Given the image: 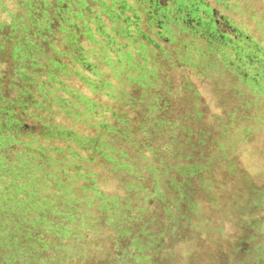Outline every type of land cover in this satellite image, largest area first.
<instances>
[{
    "label": "rangeland",
    "instance_id": "obj_1",
    "mask_svg": "<svg viewBox=\"0 0 264 264\" xmlns=\"http://www.w3.org/2000/svg\"><path fill=\"white\" fill-rule=\"evenodd\" d=\"M84 1L95 8L90 0H0V135L10 132L11 104L25 124L14 137L46 148L42 159L29 160L51 154L57 162L26 168L19 193L8 183L12 173L1 178L0 264H264V0H205L251 60L238 62L225 48L227 65L198 40V54L188 56L195 63L183 64L179 43L157 39L170 60L151 48L135 60L140 70L130 67L113 82L115 97L91 93L73 72L92 74L65 52L66 21ZM92 60L100 73L110 71ZM62 62L68 69L58 68ZM245 72L256 73L255 84H246ZM62 87L99 105L62 108ZM146 120L156 123L143 126ZM47 125L73 140L46 139ZM99 139L113 161L89 148ZM20 150L36 151L14 143L0 148V161L18 165ZM74 208L84 218L71 221L66 213Z\"/></svg>",
    "mask_w": 264,
    "mask_h": 264
},
{
    "label": "trees",
    "instance_id": "obj_2",
    "mask_svg": "<svg viewBox=\"0 0 264 264\" xmlns=\"http://www.w3.org/2000/svg\"><path fill=\"white\" fill-rule=\"evenodd\" d=\"M90 1L94 2L95 8H88L89 3L88 6H86V2L84 1L82 5L78 4V11H75L74 17L66 21V23L72 24V27L68 30L73 31L72 33L66 34L64 43L66 45L65 52L67 51L72 63L77 66L79 65L80 69L92 74L93 77H90L89 75L84 76L83 73L79 74L77 69H74L75 72H73L74 74L81 76L82 81H84L85 85L90 89L91 93H95V91L99 92L100 90L102 91L103 95L115 97L116 94L114 96L112 95L115 93L113 82H118L121 73L126 69L129 70L130 67L140 70V66L136 65L137 63L135 60H137V58H141L143 60L147 59V52H151L150 50L153 47H156L157 50L162 51V57L164 60H170V51L161 46V43H159L157 39L164 43H179L178 48L184 49L186 53L185 56H183L181 53H178L176 59H182L180 62L183 64L189 63L191 65L195 63L193 60L192 62L188 56L190 53L192 55L198 54L197 49L199 45L196 43L198 40H203L206 44H208V51H210L209 53L212 52L216 56L221 55L223 62L227 65L231 64V61L229 62V60L232 57L238 62H245L247 60L249 61L253 57V55H250L249 52H242L236 48V44H233L232 37L222 33L219 28L220 20L213 16V10L209 5L206 4L205 0ZM216 1L221 2L223 0ZM83 13L85 14V17L82 21L81 18L83 17ZM73 26H75V31ZM144 27L148 31H146ZM233 27L235 28V26ZM77 30H79V33H77ZM79 35L82 37L85 45L81 40L77 39ZM225 48H230L232 50V57L226 55L227 52ZM133 50L135 51L133 52ZM196 57H198L199 60H204V57ZM92 59L102 61L104 66L110 69V71L108 70V72L105 71L100 73ZM260 60L261 65H264V60L262 58ZM210 64L212 63L210 62ZM57 66L63 70L68 69V65L64 62L58 63ZM235 67L236 71L239 70V72L242 69L239 63H236ZM239 74L246 84L249 82L255 84V78L257 76L256 73L245 72ZM52 86H55V88L58 89L56 85ZM46 87V93H51L49 85H46ZM61 90L64 91L65 96H57L56 100L57 104L62 108L71 107V104H74L73 102L75 101H81L80 103H85L88 107L89 104L99 105L86 93L66 87H62ZM43 96L47 99L46 94ZM132 98L133 96H129L126 101L128 103L130 102L131 107H134V103H131L134 102L131 100ZM10 107L11 104L9 106L8 113V117L10 119L7 123V125L10 127V132L5 137L0 135V148L3 149L10 147L14 143H20L22 146H30L31 148L36 149V151L29 153H25V150L15 152L14 157L17 161H19L18 165L16 166L12 162L13 160L10 161L11 163H4L3 161H0V180L2 177L8 176L9 173H12L14 178L10 179L8 183L12 185V193H19L22 190L20 189V186L25 188L26 183L24 182L22 184H18L17 180L21 178V174L26 168L29 166H34L33 168L29 169L37 170L40 167H44V164L46 163L48 164L51 161L55 163L57 162L55 157L51 154L46 157L45 162L43 160V163L38 161V159H42V156L46 155V148L44 145H33L31 144L30 138H28L26 141H20L17 137H14V134H16V136H22L21 130L25 127V124L13 116L14 111L10 109ZM22 112L26 114L29 111L23 110ZM79 112L80 111H77V113ZM155 123L156 120H153L151 123L146 120V124L143 126L151 127L155 125ZM113 127L114 126H112L111 132H113V129L115 131L118 130L117 127ZM46 128L47 129L44 131V137L46 139L55 137L63 138L67 141L73 140L69 139L70 134L67 133L68 131L62 127L47 125ZM101 128L109 129L108 123L101 122ZM31 136L32 138H36L33 133H31ZM74 141L78 146L88 148L86 145H82L84 143L82 139L77 140L74 138ZM103 144L105 145L106 143L99 139L96 145H93L89 148L96 152L98 158L107 156L110 161H113V159L110 157V154L103 151ZM51 147H49L47 150H52L54 153L59 151V147ZM34 153L37 155H33ZM26 155H29V157ZM30 157L38 159L29 160ZM86 159L87 157H85V160ZM75 167L77 170L82 169V165L80 164H75ZM119 167H121V165H119ZM81 173L82 172L78 174L83 176V173ZM48 176L49 172L46 170L44 172L43 179L45 178L47 180ZM37 178L38 177L36 176L35 179ZM5 193L6 191L0 188V197H3ZM65 211L67 210L65 209ZM78 212L79 210L74 208L73 211L69 210L66 215L71 219V221L75 222L78 217L84 218V214L82 213V215L79 216ZM66 230H68L67 227Z\"/></svg>",
    "mask_w": 264,
    "mask_h": 264
},
{
    "label": "flooded vegetation",
    "instance_id": "obj_3",
    "mask_svg": "<svg viewBox=\"0 0 264 264\" xmlns=\"http://www.w3.org/2000/svg\"><path fill=\"white\" fill-rule=\"evenodd\" d=\"M69 31H70V30H66V32H65V33L67 34V33H69ZM77 33H79V32H77ZM77 39H78V38H77ZM64 63H65V62H64Z\"/></svg>",
    "mask_w": 264,
    "mask_h": 264
}]
</instances>
